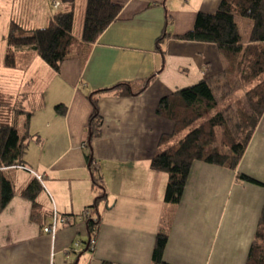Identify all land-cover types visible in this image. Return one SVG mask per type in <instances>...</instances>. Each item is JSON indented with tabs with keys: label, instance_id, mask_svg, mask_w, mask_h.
<instances>
[{
	"label": "crops",
	"instance_id": "obj_1",
	"mask_svg": "<svg viewBox=\"0 0 264 264\" xmlns=\"http://www.w3.org/2000/svg\"><path fill=\"white\" fill-rule=\"evenodd\" d=\"M87 1L76 2L73 36L79 40ZM115 1L123 4L118 18L59 72L33 69V51L17 53L26 88L15 99L24 107L17 126L28 145L26 167L4 169L15 192L0 213V264H153L159 232L168 234L164 258L172 264H245L264 205V114L237 168L195 161L178 204L164 201L168 173L151 168L161 137L175 126L157 113L162 98L201 80L220 96L223 85L229 96L244 94L239 82L229 86V61L216 44L178 37L194 27L198 12H215L222 0ZM4 4L12 6L8 24L29 30L48 26L63 11L52 0ZM151 77L139 95L99 98L103 127L92 145L94 173L84 147L90 93L123 82L138 90ZM240 173L260 183L240 180ZM34 178L42 185L36 207L20 194ZM93 207L101 222L95 248L86 250L90 235L78 217ZM54 209L70 223L51 235L43 228Z\"/></svg>",
	"mask_w": 264,
	"mask_h": 264
},
{
	"label": "trees",
	"instance_id": "obj_2",
	"mask_svg": "<svg viewBox=\"0 0 264 264\" xmlns=\"http://www.w3.org/2000/svg\"><path fill=\"white\" fill-rule=\"evenodd\" d=\"M59 1L63 11L56 13L46 27L29 30L14 20L10 22L3 58L6 68L17 66L18 52L33 51L50 68L59 72L66 58L81 54L85 43L98 40L118 18L123 7L121 2L115 0H88L83 35L79 40L73 36L77 0ZM237 16L252 21L247 41L241 34ZM178 37L216 44L229 61L226 69L229 86L233 88L239 82L245 90L243 97L237 100L238 123L234 126L220 108V101L225 95H217L207 80L182 88L160 100L157 113L172 120L175 126L171 135L161 137L160 149L152 158L151 168L168 173L164 194V201L168 204L181 202L195 161L236 169L264 114V0H222L215 12H198L194 27ZM160 41L159 50L164 57L165 51ZM151 79L146 80L138 90H134L131 83L123 82L90 93L92 113L84 135V147L94 173L92 145L93 140L102 135L103 127L99 98L105 94L139 95L148 88ZM11 102L0 93V213L15 192L13 182L4 169L26 167L27 135L17 126L18 117L24 112L23 100H16L14 105ZM57 110L64 114L66 107L59 105ZM173 137L179 138L177 142L161 149ZM238 178L260 183L242 173ZM98 181H101V176ZM41 192L42 185L36 178L20 190L21 196L32 201L34 207ZM95 207L86 220L90 239L94 238L101 222L100 213ZM167 243L168 234L159 232L152 255L153 264H172L164 258ZM245 264H264V205Z\"/></svg>",
	"mask_w": 264,
	"mask_h": 264
},
{
	"label": "rangeland",
	"instance_id": "obj_3",
	"mask_svg": "<svg viewBox=\"0 0 264 264\" xmlns=\"http://www.w3.org/2000/svg\"><path fill=\"white\" fill-rule=\"evenodd\" d=\"M0 0V93L5 96L7 100L12 101V105L16 102V98L18 97L19 92L26 91V88L22 84V80L24 77H22V72L25 67L19 62V58L17 60L18 67L15 69L12 68H6L3 65V58L5 53V48L7 46V40L5 38L6 33L9 29V14L11 12L12 6L7 4H4L6 0L2 1ZM237 23L239 25L241 34L245 39L249 38V34L251 32L252 28V21L248 18H244L241 16H237ZM36 55V54H35ZM33 69L38 68L37 70L41 71L42 69L48 68V65L43 62V60L36 55V61L30 65ZM15 73L20 74V78L14 77ZM218 88V86H217ZM245 90V89H244ZM228 89L223 85V92L221 94H224L225 96L222 99L220 108L224 111V113L227 115L230 123L232 126L238 123V115H237V100L243 94L242 92L234 93L233 95H228L227 93ZM52 235V234H51Z\"/></svg>",
	"mask_w": 264,
	"mask_h": 264
},
{
	"label": "built area",
	"instance_id": "obj_4",
	"mask_svg": "<svg viewBox=\"0 0 264 264\" xmlns=\"http://www.w3.org/2000/svg\"><path fill=\"white\" fill-rule=\"evenodd\" d=\"M61 5H62L61 1L59 0L53 1V6L55 8L58 9L59 7H61ZM37 176L39 179L42 178L41 175H37ZM91 214H92V208H87L83 211L82 214L79 215L78 219L81 221H86ZM69 223H70V217L68 215L61 214L54 209L52 212L51 222L48 225L44 226L43 231L45 233L56 235L61 227L69 225ZM78 245L79 244L76 243V246ZM95 245H96L95 238L90 239L88 242V248L93 250L95 248Z\"/></svg>",
	"mask_w": 264,
	"mask_h": 264
},
{
	"label": "water",
	"instance_id": "obj_5",
	"mask_svg": "<svg viewBox=\"0 0 264 264\" xmlns=\"http://www.w3.org/2000/svg\"><path fill=\"white\" fill-rule=\"evenodd\" d=\"M86 250H88V247H87V249Z\"/></svg>",
	"mask_w": 264,
	"mask_h": 264
},
{
	"label": "clouds",
	"instance_id": "obj_6",
	"mask_svg": "<svg viewBox=\"0 0 264 264\" xmlns=\"http://www.w3.org/2000/svg\"><path fill=\"white\" fill-rule=\"evenodd\" d=\"M88 247V246H87Z\"/></svg>",
	"mask_w": 264,
	"mask_h": 264
}]
</instances>
